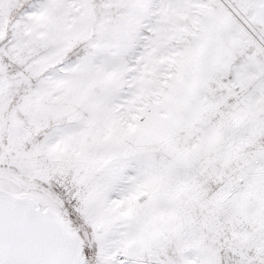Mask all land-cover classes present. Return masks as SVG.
I'll return each mask as SVG.
<instances>
[{"label":"snow or ice","instance_id":"6c2138e0","mask_svg":"<svg viewBox=\"0 0 264 264\" xmlns=\"http://www.w3.org/2000/svg\"><path fill=\"white\" fill-rule=\"evenodd\" d=\"M0 264H264V0H0Z\"/></svg>","mask_w":264,"mask_h":264}]
</instances>
